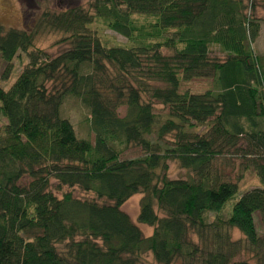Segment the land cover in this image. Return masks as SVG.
<instances>
[{"label": "trees", "instance_id": "16d2710c", "mask_svg": "<svg viewBox=\"0 0 264 264\" xmlns=\"http://www.w3.org/2000/svg\"><path fill=\"white\" fill-rule=\"evenodd\" d=\"M254 9L255 0H91L87 9L45 8L29 32L0 25L2 80L27 58L9 90L0 88V264H146V254L155 264H250L235 260L242 249L264 264V66L252 50ZM97 21L126 46L108 47ZM44 31L62 34L69 49L53 58L35 49ZM194 80H212L214 90L179 92V81ZM66 97L88 110L93 144L60 116ZM196 127L205 131L189 132ZM131 147L142 156L121 159ZM225 156L261 187L236 200L239 183L213 169ZM170 161L191 178L169 180ZM74 189L93 200L74 198ZM134 195L148 238L121 211ZM233 230L244 240L232 241Z\"/></svg>", "mask_w": 264, "mask_h": 264}, {"label": "rangeland", "instance_id": "374dc122", "mask_svg": "<svg viewBox=\"0 0 264 264\" xmlns=\"http://www.w3.org/2000/svg\"><path fill=\"white\" fill-rule=\"evenodd\" d=\"M90 1L91 0H0V25L5 30L12 29L29 32L45 8L57 13L76 7L87 9ZM252 14V18L259 25V35L255 42L252 43V50L260 64L264 66V0H255V9ZM93 28L98 31V35L108 47L126 46V40L124 38L108 30L100 21H97L93 25ZM63 38L64 36L60 33L44 31L35 37L34 48L42 50L52 58L56 57L69 49L68 43L62 42ZM214 55L216 54L213 53L212 56ZM216 56L221 58L220 55ZM26 63V56L21 54L19 58H16L13 61L12 71L8 79L2 80L5 65L0 61V88L4 91L9 90ZM47 86L50 89L51 85L48 84ZM213 86L212 80H194L191 82L179 81V92L183 93L188 91L190 93H201L204 91L214 90ZM144 100H147L146 97H144ZM125 113V107H120L117 111L120 118L124 117ZM153 113L164 119L166 118L168 110L166 107L155 104L153 106ZM60 116L69 121L77 138L88 140L92 144L94 143V135L89 124V112L77 99L66 97L60 110ZM1 124L3 125L4 121H1ZM204 131L205 127H196L195 129L189 130L190 133L197 134H202ZM171 138L172 137L169 136L168 140L170 141ZM141 156L142 152L139 148L131 147L121 155V159L129 160L139 158ZM240 163L241 161L239 159L231 156H225L224 158L217 159L213 163V169L217 172L222 181L239 183V191L236 200L246 191L261 187L252 170L245 171L242 174ZM241 174L243 176L239 179ZM191 176L190 172L180 169L177 162H168L167 177L169 180H189ZM27 183H29V180L24 179L21 184L25 185ZM51 184L54 186L55 182L51 181ZM52 191L55 196L60 198L59 192H56L53 188ZM64 191L67 192V189L64 188ZM72 196L80 200H93V196L91 194L82 193L77 189L72 190ZM141 198L142 195H134L121 207V211L125 213L140 229L144 237L148 238L152 235L153 229L137 223ZM233 203L234 201H230L228 203L227 212L230 210ZM222 214L224 216L226 213ZM158 217H161L159 213ZM208 218L212 221L213 215H209ZM254 222L257 230L260 232L259 219L257 216L255 217ZM231 240L234 242L243 241L244 238L238 231L233 230L231 232ZM144 259L146 264H155L153 258L149 254L144 255ZM235 260L255 264L254 256L244 249L237 254Z\"/></svg>", "mask_w": 264, "mask_h": 264}]
</instances>
